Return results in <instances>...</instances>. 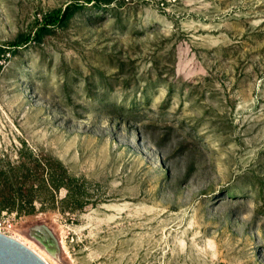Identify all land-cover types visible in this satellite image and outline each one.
I'll list each match as a JSON object with an SVG mask.
<instances>
[{
	"label": "rangeland",
	"instance_id": "obj_1",
	"mask_svg": "<svg viewBox=\"0 0 264 264\" xmlns=\"http://www.w3.org/2000/svg\"><path fill=\"white\" fill-rule=\"evenodd\" d=\"M94 2L0 0V225L51 264H264V0Z\"/></svg>",
	"mask_w": 264,
	"mask_h": 264
},
{
	"label": "trees",
	"instance_id": "obj_2",
	"mask_svg": "<svg viewBox=\"0 0 264 264\" xmlns=\"http://www.w3.org/2000/svg\"><path fill=\"white\" fill-rule=\"evenodd\" d=\"M93 1H95L94 3H97L99 5L102 2V0H93ZM82 6H83V4H77L75 6L68 5L64 9H60L59 11L53 13L51 15V17L49 19H47L46 24L43 26L44 27V31H47L52 25H59V26L67 25L68 22L70 21V19L76 13L77 9L81 8ZM49 25H51V26H49ZM35 37L37 38V40L41 39L40 35H38V36L34 35V36H30L29 38H27V41H28V39H33ZM21 39H23V38L21 37L20 40L18 39V40H15L14 42H11L9 44L10 46H8V48L0 45V73H1V71L3 69V67H4V63H3V59L4 58L3 57H5L6 53L9 51L8 49H11L10 51H13L12 49L17 48L18 45H20L19 42L21 41ZM12 47H15V48H12ZM58 167L61 170L63 176L61 177V180L59 182H55L54 180H52L53 184L56 187V189H59L62 186L67 187L68 188L67 196L71 197L72 193H71L70 184H69V182H67V180L65 178V177H67V176H65V175H67V171H66V169L64 168V166L60 162H58ZM69 179L71 181L74 178L69 176ZM31 199L32 198H29V201H31ZM4 207L5 206L0 205V211L3 210Z\"/></svg>",
	"mask_w": 264,
	"mask_h": 264
},
{
	"label": "water",
	"instance_id": "obj_3",
	"mask_svg": "<svg viewBox=\"0 0 264 264\" xmlns=\"http://www.w3.org/2000/svg\"><path fill=\"white\" fill-rule=\"evenodd\" d=\"M0 264H49L19 239L0 232Z\"/></svg>",
	"mask_w": 264,
	"mask_h": 264
},
{
	"label": "bare ground",
	"instance_id": "obj_4",
	"mask_svg": "<svg viewBox=\"0 0 264 264\" xmlns=\"http://www.w3.org/2000/svg\"><path fill=\"white\" fill-rule=\"evenodd\" d=\"M0 232H2V233H4V234H7V235H10V236H12V237H15V238H17V239H19L20 241H22V242H24L26 245H28L30 248H32L34 251H36L38 254H40L49 264H51V262L45 257V253H44V255L42 254V252L40 253L39 251H37L36 249L38 248V247H35V246H31L30 244H29V242L27 243L26 241H25V239H21V237H19V235L17 236V235H15V233L14 234H9L8 232H5V231H3V230H1ZM23 238V237H22ZM32 243V242H31ZM32 245H34V244H32ZM36 249H35V248ZM39 249V248H38ZM48 257V256H47Z\"/></svg>",
	"mask_w": 264,
	"mask_h": 264
},
{
	"label": "built area",
	"instance_id": "obj_5",
	"mask_svg": "<svg viewBox=\"0 0 264 264\" xmlns=\"http://www.w3.org/2000/svg\"><path fill=\"white\" fill-rule=\"evenodd\" d=\"M0 224H1V223H0ZM6 224H8L9 226H12V222H11V220H7V221H6ZM4 227H5V225H4ZM1 230L7 232V231H6L5 229H3L2 226L0 225V231H1Z\"/></svg>",
	"mask_w": 264,
	"mask_h": 264
}]
</instances>
